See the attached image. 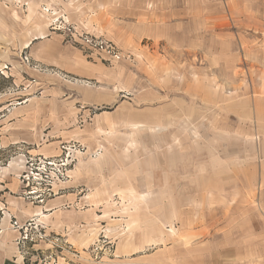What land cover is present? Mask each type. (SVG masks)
<instances>
[{
  "label": "rangeland",
  "instance_id": "rangeland-1",
  "mask_svg": "<svg viewBox=\"0 0 264 264\" xmlns=\"http://www.w3.org/2000/svg\"><path fill=\"white\" fill-rule=\"evenodd\" d=\"M4 241L24 264H264V0H0Z\"/></svg>",
  "mask_w": 264,
  "mask_h": 264
},
{
  "label": "crops",
  "instance_id": "crops-1",
  "mask_svg": "<svg viewBox=\"0 0 264 264\" xmlns=\"http://www.w3.org/2000/svg\"><path fill=\"white\" fill-rule=\"evenodd\" d=\"M40 36H36V38H38ZM31 42H27L26 46H29ZM38 51H40V56ZM37 52V53H36ZM34 56L38 59V58H42L44 52L41 51L39 48L38 50L36 49V51L34 50ZM46 56V54H44ZM66 55V54H65ZM64 55L63 58V62H70L72 63L71 65H76L74 67V70L76 68L75 73L80 76V77H85V76H89V77H100V74L105 72V68H103L101 66V64H92L91 62H88L87 60H84L81 58V56H75V57H66ZM39 56V57H38ZM44 56V57H45ZM67 60V61H66ZM60 61V60H59ZM74 62V63H73ZM73 70V69H72ZM73 70V71H74ZM2 191V190H1ZM53 202H57V201H53ZM50 204V203H49ZM48 206V205H47ZM15 210V209H13ZM19 214L18 216L20 218L25 217L27 219L28 216H32L35 215L37 216V218L42 221L43 218H49L54 216V214H47L44 212V209L42 208V206H27L26 208H24L23 210H17ZM14 214H16L14 211H12ZM58 214V213H56ZM170 230L175 231L173 228H171ZM12 236L8 235L7 238H4L5 240H11ZM18 250H16V244L14 243H8V241H4L2 242V244H0V264H24L22 262V260L17 256Z\"/></svg>",
  "mask_w": 264,
  "mask_h": 264
},
{
  "label": "built area",
  "instance_id": "built-area-1",
  "mask_svg": "<svg viewBox=\"0 0 264 264\" xmlns=\"http://www.w3.org/2000/svg\"><path fill=\"white\" fill-rule=\"evenodd\" d=\"M100 46H102L103 48L108 49V50L111 51V47H109V46L107 45V43H105V45L100 44ZM110 51H108V52L110 53V55H111L112 57H114V58H115V57H116V58H120V57H121L120 55H118V54H116V53H115V55H114L113 53L111 54ZM30 172H31V173L26 174V175H27V176H26L27 178L22 180V181L25 183V185H24L25 188L31 186L30 183L28 182L29 177H30V178H31V177H34V178H35V176H34V172H32V171H30ZM24 178H25V176H24ZM26 180H27V181H26ZM32 187L34 188V185L31 186V188H32ZM33 188H32V190L29 191V192L32 193V194L37 192V191L34 190Z\"/></svg>",
  "mask_w": 264,
  "mask_h": 264
}]
</instances>
